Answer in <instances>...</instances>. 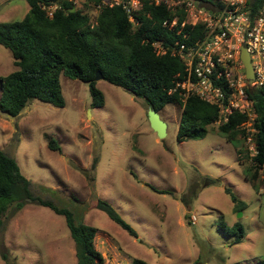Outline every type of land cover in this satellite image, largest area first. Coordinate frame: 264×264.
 I'll list each match as a JSON object with an SVG mask.
<instances>
[{
	"label": "rangeland",
	"instance_id": "374dc122",
	"mask_svg": "<svg viewBox=\"0 0 264 264\" xmlns=\"http://www.w3.org/2000/svg\"><path fill=\"white\" fill-rule=\"evenodd\" d=\"M73 6L95 23L98 2L74 0ZM28 9L26 0H0V23L20 20ZM14 69L10 51L0 45V77ZM60 85L63 107L32 99L16 116L0 112V149L16 160L34 195L98 228L94 247L104 264H131L133 258L148 264H264V187L255 190L245 178L218 120L204 137L178 142L181 108L167 104L158 113L166 123L160 139L142 98L100 79L104 104L90 108L87 83L61 74ZM48 138L60 151L47 146ZM248 141L239 143L246 165ZM98 199L136 237L98 209ZM2 220L0 264H76L64 216L49 207L28 202L16 212L10 208ZM220 221L228 230L240 225L242 240L233 243L235 234L218 230Z\"/></svg>",
	"mask_w": 264,
	"mask_h": 264
},
{
	"label": "trees",
	"instance_id": "16d2710c",
	"mask_svg": "<svg viewBox=\"0 0 264 264\" xmlns=\"http://www.w3.org/2000/svg\"><path fill=\"white\" fill-rule=\"evenodd\" d=\"M198 1L206 7L211 4V0ZM26 2L29 9L22 19L0 23V45L10 51L15 66L13 71L0 77L1 113L16 116L32 99L63 107L61 74L87 83L91 95L90 108L101 107L104 96L94 80L96 73H100L103 80L142 98L148 107L158 113L167 104L179 105L178 142L204 137L208 127L218 120L216 105L196 95L184 97L180 89L175 88L176 82L185 75V65L179 57L171 55L169 51L160 54L153 45L159 42L169 49L175 41L189 45L203 36L204 28L201 25L180 27L183 20L180 8L175 11L163 4L155 5L145 0L138 10L132 12L134 20L130 21L129 13L121 6L110 7L101 4V0H95L100 4V9L92 24L90 15L74 8L70 0ZM51 4L58 6L52 16H48L45 7ZM246 4L250 15L254 16L264 0H246ZM174 17L177 23L173 28L163 25V21L169 22ZM246 93L252 100L255 114L252 120L254 132L251 134L256 150L254 154L246 150L249 155L247 165L239 158V147L242 146L239 143L248 134L241 126L247 120V115L233 112L227 121L218 124L217 130L236 147L245 178L258 190L260 186L264 187V91L260 87H249ZM47 146L60 151L59 144L53 138H48ZM95 162L96 158L93 166ZM208 183H214V180ZM225 190L235 204L245 206L231 189ZM182 200H185V196H182ZM28 202L47 206L64 216L75 244L76 264H104L103 256L94 247L98 228L81 222L70 208L34 195L30 181L20 173L16 160L0 149V226L2 216L10 208L16 212ZM96 207L136 237V232L107 201L98 199ZM217 228L228 236L235 234L233 243H239L244 236L238 224L228 230L220 221ZM131 264L148 263L133 258Z\"/></svg>",
	"mask_w": 264,
	"mask_h": 264
},
{
	"label": "built area",
	"instance_id": "2783aa9c",
	"mask_svg": "<svg viewBox=\"0 0 264 264\" xmlns=\"http://www.w3.org/2000/svg\"><path fill=\"white\" fill-rule=\"evenodd\" d=\"M143 1L145 0H101V4L121 6L129 13V20L133 21L132 12L138 10ZM147 1L155 5L163 4L175 11L180 8L183 11L181 28L185 25L203 26V36L193 44L175 41L169 49L159 42H154L153 45L157 47L158 53L165 54L169 51L184 63L185 75L176 82L175 87L180 89L182 96L196 95L207 103L216 105L220 123L227 121L233 112L247 115V120L241 126L248 133L246 139L250 143L249 153H256L251 134L254 132L252 120L255 114L246 89L260 87L264 91V4L251 16L246 0H211L209 7L198 0ZM50 6L53 8L50 9ZM57 6L53 4L45 7L48 16H52ZM176 23V17L169 22L163 21V25H168L169 28H173ZM241 46L246 47L250 56L253 71L251 85H248L240 59Z\"/></svg>",
	"mask_w": 264,
	"mask_h": 264
},
{
	"label": "water",
	"instance_id": "95a60500",
	"mask_svg": "<svg viewBox=\"0 0 264 264\" xmlns=\"http://www.w3.org/2000/svg\"><path fill=\"white\" fill-rule=\"evenodd\" d=\"M240 59L244 66L245 76L248 81V85H251L253 79V71L250 62V56L245 46L240 48ZM102 79L100 73H96L94 80L98 81ZM148 122L151 129L157 134L158 138L162 139L166 135V123L160 118L158 112L153 108L148 109Z\"/></svg>",
	"mask_w": 264,
	"mask_h": 264
},
{
	"label": "crops",
	"instance_id": "0c3cea01",
	"mask_svg": "<svg viewBox=\"0 0 264 264\" xmlns=\"http://www.w3.org/2000/svg\"><path fill=\"white\" fill-rule=\"evenodd\" d=\"M225 138V137H224ZM225 140H226V138H225ZM227 141V140H226ZM228 142V141H227ZM230 143V142H229Z\"/></svg>",
	"mask_w": 264,
	"mask_h": 264
}]
</instances>
